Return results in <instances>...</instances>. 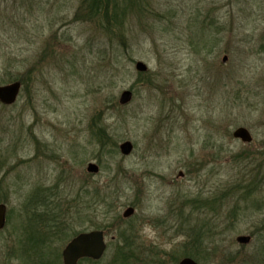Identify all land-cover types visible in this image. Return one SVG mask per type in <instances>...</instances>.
Here are the masks:
<instances>
[{"label": "rangeland", "instance_id": "obj_1", "mask_svg": "<svg viewBox=\"0 0 264 264\" xmlns=\"http://www.w3.org/2000/svg\"><path fill=\"white\" fill-rule=\"evenodd\" d=\"M133 1L119 0L108 25L90 0H0V85L22 82L15 103L0 102V264H55L89 217L174 264L184 201L215 197L188 222L224 226L223 255L202 251V264L230 251L238 264L264 259V0ZM240 126L251 143L233 137ZM50 215L69 236L35 250ZM241 234H255L246 248ZM121 240L97 264H114Z\"/></svg>", "mask_w": 264, "mask_h": 264}, {"label": "flooded vegetation", "instance_id": "obj_2", "mask_svg": "<svg viewBox=\"0 0 264 264\" xmlns=\"http://www.w3.org/2000/svg\"><path fill=\"white\" fill-rule=\"evenodd\" d=\"M183 175H184L183 172H179V176H183ZM201 199H198V200H201ZM211 199L205 200V203L207 202V203H209L210 206L215 208L216 207L215 204H216V202H218V198L215 197V198H211ZM204 204L194 205V202L192 203L191 199H187L184 201L183 207L184 208L190 207L191 212H189V215L186 214L185 216H181L179 214V221H181L182 225H178L176 232L179 234H183L184 236L186 235L185 236L186 239L184 240L185 242H184V246H183V249H184L183 256L179 257V256H175L172 254H171L172 256H170L172 259V262L174 264H179L184 259H192L197 264H202L203 261L201 258L204 257L203 255L201 257L202 251L204 252L203 254L207 253V255L208 254L217 255L218 253H221L223 255V251H221L222 247L219 248V246L217 244H215L217 242V239L221 238L224 234V226L223 225H218V224L211 225L209 220H203L201 225H194V226L188 225L191 213L195 212V211L204 210L205 208H207V205H204ZM135 211L136 210L134 208V213H135ZM50 212H52V211H50ZM46 213H47V210H46ZM134 213L129 217H125L123 214L122 217H123V219H127V218L132 217L134 215ZM51 216L52 215H50L49 218L43 217V220H42L43 224L41 225L42 237L45 238V241H46V243H48L49 247H51L50 244L53 243V241L57 242V240H60L61 235H64V236L68 235L67 226H64V224H62L61 226L59 224H57V225L51 224V221H50ZM55 216L57 217V214ZM56 221H57V218H56ZM87 222H88L87 226H80L79 225L77 227V229L75 231L77 233L65 245L61 254L58 255L57 253H55L56 257H57V258H54L55 264H65L63 251L67 248V246L70 244V242L75 237L79 236L82 233H92V232H96V231H101L103 233V240L105 243V250H104L103 254L99 258H95L93 256L80 257L77 260V264H97V263L103 261L111 243L113 241H116L117 238L121 239V237H122V240L119 242L117 247L119 248L118 250L120 252H122L121 250L124 249L123 250L124 252H122L121 254L118 255L119 258H115L113 260L115 262L114 264H129L132 262L135 264H157V257H158L159 251H157L158 248L156 247V245H147V244H144L140 240L138 241L136 234L131 235L132 239H123L124 236L121 233L118 232V235H117L116 232H115V234L111 232V230H113V227H109L108 225H94L93 220L90 219V217H89ZM6 223H7V220L5 217L4 226H3V228L0 229V231L5 228ZM186 224H187V226H185ZM227 228H228V226L227 227L225 226V229H227ZM262 228H264V225L258 226L256 229H259L260 231H262L263 230ZM43 229H44V231H43ZM241 236H248L250 238L247 242H241V241H239V237H241ZM254 237H255V234L238 235L235 239V244H238V245L243 246V247L248 246L251 244ZM133 238H134V240H133ZM29 253H30V250H29ZM241 254L242 253L240 251H235V252L230 251V252L226 253L225 256H222L220 258L218 264H234V263L238 264L237 262H239ZM248 256L250 258L251 254H249ZM249 258L241 260L240 262L247 264L249 261L248 260ZM25 259L28 261V257H25ZM121 260H124L125 262L122 263ZM224 261H226V262H224ZM252 262L255 264L254 261H252ZM253 263H251V260H250V263H248V264H253ZM262 263L264 264V259L260 260V264H262Z\"/></svg>", "mask_w": 264, "mask_h": 264}, {"label": "water", "instance_id": "obj_3", "mask_svg": "<svg viewBox=\"0 0 264 264\" xmlns=\"http://www.w3.org/2000/svg\"><path fill=\"white\" fill-rule=\"evenodd\" d=\"M227 57H224L226 61ZM135 67L138 71H146L147 65L142 61H137ZM22 83L20 81L10 82L8 84L0 85V101L6 105L15 103L18 99ZM132 91L124 90L120 96V103L127 104L132 99ZM235 138L241 139L243 142H251L252 135L250 131L243 126L236 128L233 132ZM120 150L123 154H130L133 150V144L130 141H124L120 144ZM87 170L90 172H98L99 167L95 163H89ZM134 213V208L129 207L124 212L125 217H129ZM6 215V205L0 204V229L4 226ZM250 237L241 236L239 241L247 242ZM105 250V243L103 240V233L96 231L92 233H82L75 237L67 248L63 251L65 264H77V260L83 256H93L95 258L101 257ZM179 264H197L192 259H184Z\"/></svg>", "mask_w": 264, "mask_h": 264}, {"label": "trees", "instance_id": "obj_4", "mask_svg": "<svg viewBox=\"0 0 264 264\" xmlns=\"http://www.w3.org/2000/svg\"><path fill=\"white\" fill-rule=\"evenodd\" d=\"M133 1V0H132ZM90 10L91 13H96V12H102V14H105L106 18H109L110 23L108 25H111V23L115 22L117 20V15L113 16V10H114V5L115 6H119V0H90ZM139 3V1H138ZM138 3L136 4V2L133 1L132 4H134V6H137ZM108 11H110V16L108 14ZM47 211H51L50 209ZM45 241V238H43L42 236H40L38 239L32 238L31 239V243H32V247H34L33 249L37 250V246L39 245V243ZM39 248V247H38ZM32 249V248H31ZM32 249V250H33ZM35 250H33L31 252V254H34Z\"/></svg>", "mask_w": 264, "mask_h": 264}]
</instances>
